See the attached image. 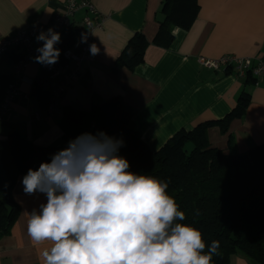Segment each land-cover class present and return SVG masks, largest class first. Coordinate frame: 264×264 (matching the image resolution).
I'll return each instance as SVG.
<instances>
[{
  "label": "crops",
  "instance_id": "0c3cea01",
  "mask_svg": "<svg viewBox=\"0 0 264 264\" xmlns=\"http://www.w3.org/2000/svg\"><path fill=\"white\" fill-rule=\"evenodd\" d=\"M162 1L91 0L105 16L102 27L93 34L99 53L81 64L79 79L55 100L51 110L32 91V83L40 81L48 96L51 83L46 72L34 59L29 62L19 84L20 94L0 124V137L15 129L38 144L65 142L68 139L59 125L65 108L86 110L94 103L120 96L140 136L156 150L180 128L221 119L240 102L241 94L247 93L244 112L230 119L227 130L210 124L205 135L211 145L226 152H240L263 142L264 80L256 82L250 74L237 75L233 67L208 68L198 57H264V0H197L192 24L188 28L170 25L173 37L165 46L153 41L164 17ZM64 9L65 0H0V37L47 25ZM84 13L79 9L72 16L75 32ZM136 33L148 42L143 60L132 68L118 66L117 56ZM60 36L62 42L65 35ZM67 46H78L76 34ZM55 47L61 48L58 44ZM20 54L21 47H16L0 55V84ZM22 177L13 188L20 207L18 217L10 233L0 237V264H43L41 253L48 247L47 242L35 244L27 232L29 213L39 210L46 196L24 194ZM230 264L252 263L236 253Z\"/></svg>",
  "mask_w": 264,
  "mask_h": 264
},
{
  "label": "trees",
  "instance_id": "16d2710c",
  "mask_svg": "<svg viewBox=\"0 0 264 264\" xmlns=\"http://www.w3.org/2000/svg\"><path fill=\"white\" fill-rule=\"evenodd\" d=\"M161 10L164 17L153 41L165 46L173 37L170 25L188 28L197 15L198 2L163 0ZM75 34V28H70L58 45L67 46ZM147 43L141 34L132 35L116 58L118 66L132 68L141 62ZM4 85L5 78L0 84V99ZM32 86L40 102L47 105L43 83L34 81ZM247 95L242 93L240 102L221 119L180 128L156 150L142 139L120 96L94 103L86 110L65 108L59 125L68 140L62 143L38 144L10 129L0 137V237L10 233L20 211L13 197L17 178L49 160L70 139L103 131L123 140L119 155L128 160L130 171L168 182L167 192L185 213L182 223L201 231L206 248L213 240L219 241L213 264H230L234 253L243 254L252 264H264V141L240 152H226L211 145L205 135L210 124L226 131L230 119L244 112Z\"/></svg>",
  "mask_w": 264,
  "mask_h": 264
},
{
  "label": "clouds",
  "instance_id": "9594fccd",
  "mask_svg": "<svg viewBox=\"0 0 264 264\" xmlns=\"http://www.w3.org/2000/svg\"><path fill=\"white\" fill-rule=\"evenodd\" d=\"M35 39L43 42L35 62L57 63L60 33L49 28ZM89 49L99 53L94 43ZM123 143L103 131L81 133L23 175L24 194L46 196L27 221L31 240L48 243L43 264H213L219 241L206 248L201 231L182 223L167 181L129 170Z\"/></svg>",
  "mask_w": 264,
  "mask_h": 264
},
{
  "label": "built area",
  "instance_id": "2783aa9c",
  "mask_svg": "<svg viewBox=\"0 0 264 264\" xmlns=\"http://www.w3.org/2000/svg\"><path fill=\"white\" fill-rule=\"evenodd\" d=\"M79 9L84 10L85 13L76 26L78 46L76 48L62 46L59 48L60 56L57 63L51 66L42 65L51 83L47 104V108L51 110L55 100L65 92L71 83L79 79L81 64L91 57L89 46L94 43V31L102 27L105 16L96 10L91 0H65L64 11L56 12L49 24H38L0 37V55L13 48L21 47V54L13 60L11 71L4 77V92L0 99V121L7 119L14 100L20 94L19 84L28 63L38 55L36 49L43 42L37 41L35 37L39 32H46L49 28L60 35H66V31L74 26L72 16ZM82 33L87 36L86 42H81ZM198 62L212 69L233 67L237 75L250 74L256 82L264 80V57L253 60L250 57L226 54L218 58L200 56Z\"/></svg>",
  "mask_w": 264,
  "mask_h": 264
},
{
  "label": "rangeland",
  "instance_id": "374dc122",
  "mask_svg": "<svg viewBox=\"0 0 264 264\" xmlns=\"http://www.w3.org/2000/svg\"><path fill=\"white\" fill-rule=\"evenodd\" d=\"M234 254H236V253H234ZM234 254H232V255H234ZM240 254H241V253H240ZM232 255H231V256H232ZM242 255H243V254H242Z\"/></svg>",
  "mask_w": 264,
  "mask_h": 264
}]
</instances>
